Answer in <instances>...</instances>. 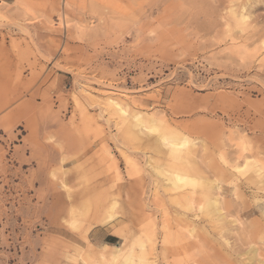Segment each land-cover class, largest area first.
<instances>
[{
  "label": "rangeland",
  "instance_id": "rangeland-1",
  "mask_svg": "<svg viewBox=\"0 0 264 264\" xmlns=\"http://www.w3.org/2000/svg\"><path fill=\"white\" fill-rule=\"evenodd\" d=\"M0 213V264H264V0H0Z\"/></svg>",
  "mask_w": 264,
  "mask_h": 264
},
{
  "label": "bare ground",
  "instance_id": "bare-ground-1",
  "mask_svg": "<svg viewBox=\"0 0 264 264\" xmlns=\"http://www.w3.org/2000/svg\"><path fill=\"white\" fill-rule=\"evenodd\" d=\"M67 23V22H66ZM71 37V36H70ZM69 37V38H70ZM67 47V46H66ZM35 49V48H34ZM126 112L123 108H121L120 113L122 115ZM143 127V121L142 119L138 116V114L134 115L132 117V121L130 122V126L128 127V130L126 131L127 134L131 135L134 138L141 137V129ZM149 133H148V139L152 136V131L154 135L155 128H149ZM147 138V136L145 137ZM155 146V151L159 154L162 155H167L173 160V165L174 168L182 164L183 169H194L196 167L195 160H192L193 154L190 153L192 152L190 149L185 150L187 148L188 140L184 137L180 139H171V138H166L165 135H160L159 137L154 139L153 142ZM247 159V158H246ZM175 160V161H174ZM248 163L243 167V165L239 168L240 173H244L245 170H248ZM178 181L185 182L187 183V186L191 187H197V186H204L206 196L204 198L207 199L205 202V207L203 211H205L209 215H217L218 212V202L219 200L217 198L212 197V186L206 184L205 182H202V179L199 177H196L193 175L192 177H188V179L182 178V176H178ZM2 214V213H0ZM125 264V263H123ZM133 264V263H132Z\"/></svg>",
  "mask_w": 264,
  "mask_h": 264
}]
</instances>
